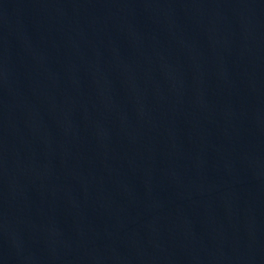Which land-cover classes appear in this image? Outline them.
<instances>
[{
  "label": "water",
  "instance_id": "water-1",
  "mask_svg": "<svg viewBox=\"0 0 264 264\" xmlns=\"http://www.w3.org/2000/svg\"><path fill=\"white\" fill-rule=\"evenodd\" d=\"M0 264H264V0H0Z\"/></svg>",
  "mask_w": 264,
  "mask_h": 264
}]
</instances>
